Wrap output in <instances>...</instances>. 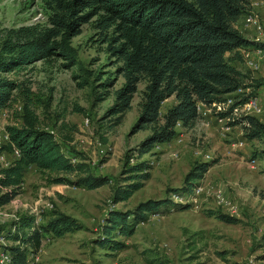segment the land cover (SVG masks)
Instances as JSON below:
<instances>
[{
	"label": "rangeland",
	"instance_id": "obj_1",
	"mask_svg": "<svg viewBox=\"0 0 264 264\" xmlns=\"http://www.w3.org/2000/svg\"><path fill=\"white\" fill-rule=\"evenodd\" d=\"M49 11V0H0V31L35 21L46 23ZM257 31L264 35V28ZM100 35L88 20L72 36L82 63L101 74L99 79L91 76L88 84L78 83L75 64L65 66L56 57L37 59L7 74L25 78L44 99L51 95L49 104L36 106L39 125L53 130L65 151H81L92 172L106 174L110 180L86 187L73 182L76 170L51 171L30 163L19 192L0 205L3 232L11 228L18 212L33 213L37 222H44L57 207L74 215L82 226L59 235L45 231L33 255L39 264H264V137H247L240 123H229L231 118L209 111L192 125L178 123L174 136L142 154L151 163L150 176L126 199L112 200L124 151L149 129L133 126L143 81L117 123L112 124V115H104L112 93L92 103V84L101 91L103 87L96 84L109 74L117 77L109 86L112 90L123 80ZM173 100V95L165 98L161 110ZM255 101L263 109L252 113L264 121V85ZM21 111V99L14 94L0 112V126L20 123ZM13 150L0 151V167L15 157ZM203 160L210 164L190 191L171 189L183 184L194 162ZM56 175L67 180L55 181ZM166 196L172 201L150 211L131 233L113 231V237L123 240L124 245L110 248L97 241L109 208L126 209L147 197ZM218 212L234 219L227 221ZM10 241L0 240V251Z\"/></svg>",
	"mask_w": 264,
	"mask_h": 264
},
{
	"label": "trees",
	"instance_id": "obj_2",
	"mask_svg": "<svg viewBox=\"0 0 264 264\" xmlns=\"http://www.w3.org/2000/svg\"><path fill=\"white\" fill-rule=\"evenodd\" d=\"M49 6L46 23L35 21L0 31V112L14 94L22 102L21 122L5 125L9 139L0 144V151H19L0 167V205L19 192L30 163L51 171L76 170L73 182L86 187L110 180L106 174L92 172L81 151H65L53 130L39 125L36 106L49 104L51 95L44 99L25 78L7 74L37 59L56 57L65 66L75 64L79 68L74 76L80 85L90 83L91 76L99 79L101 74L82 63L72 43V36L81 30L83 22L91 20L101 33L100 39L107 42V50L114 56L117 75L123 76L112 90L109 86L117 77L109 74L96 84L103 87L101 91L91 85L92 103L113 94L104 112L112 115V124L120 121L138 83L144 82L133 126L148 128L149 132L124 151L120 177L111 191L114 202L129 197L150 176L151 163L142 154L174 136L178 123L192 125L200 115V102L210 104L232 94L233 103L240 104L255 97L264 85V76H255L250 69H242L232 61L241 58L237 50L240 46H264V40L245 36L234 24L248 9L249 0H49ZM171 95L174 100L162 111V102ZM218 114L228 116L229 111ZM229 123H240L247 137H264V121L253 113L234 115ZM209 164L207 160L194 162L185 173L183 184L171 189L179 193L190 191ZM53 180L67 179L56 175ZM170 201L168 196L147 197L126 209L109 208L97 241L110 248L124 245L123 240L113 237L114 230L131 233L150 211ZM218 216L227 221L234 219L223 212H218ZM12 226L3 232L0 224V235L11 240L4 244L11 254V264H39L33 255L40 248L45 231L59 235L80 228L82 223L55 207L44 222H37L33 213L18 212Z\"/></svg>",
	"mask_w": 264,
	"mask_h": 264
},
{
	"label": "built area",
	"instance_id": "obj_3",
	"mask_svg": "<svg viewBox=\"0 0 264 264\" xmlns=\"http://www.w3.org/2000/svg\"><path fill=\"white\" fill-rule=\"evenodd\" d=\"M264 4V0H260ZM244 15V22L247 25L255 27L257 30L262 31L264 28V15H261L258 10H255L253 7H248ZM255 39L261 40L259 37H255ZM258 50H264V46L262 47H252ZM242 56L246 65L250 68L258 67V59L251 55L248 49L242 50ZM234 97L232 95H227L225 98L220 100L212 101L210 104H206L204 102L199 103V113L206 114L209 111H213L215 114H218L220 111H229L228 116H222L231 118L234 115H239L241 113H252L261 111L263 107L259 105L255 101V97L244 101L240 104L233 103ZM202 105V106H201ZM231 116V117H230ZM9 139L8 130L5 127L0 126V142H6ZM14 155H18L19 151L17 148L13 150ZM195 186V185H194ZM16 217V215H15ZM4 239L2 235H0V240ZM0 264H11V254L8 249L3 248L0 251Z\"/></svg>",
	"mask_w": 264,
	"mask_h": 264
},
{
	"label": "crops",
	"instance_id": "obj_4",
	"mask_svg": "<svg viewBox=\"0 0 264 264\" xmlns=\"http://www.w3.org/2000/svg\"><path fill=\"white\" fill-rule=\"evenodd\" d=\"M249 6L253 7L255 10H258V12L261 15H264V4L260 0H249ZM234 24L241 29V31L243 32L245 36L252 37V38L259 37L261 40H264V35L262 36L259 35V32L254 27L245 24L243 14L234 20ZM243 49H248L250 54L255 56L258 59V67L252 69L246 65L244 58L242 56ZM237 50L239 51L241 58L232 59V61L237 66H239L242 69H250L255 76H259L258 74H261L262 76H264V50H258L252 47H243V46L238 47ZM230 53L232 52H228V54Z\"/></svg>",
	"mask_w": 264,
	"mask_h": 264
}]
</instances>
